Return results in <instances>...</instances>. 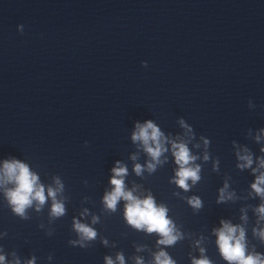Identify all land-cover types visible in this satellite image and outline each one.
<instances>
[{"label": "clouds", "instance_id": "1", "mask_svg": "<svg viewBox=\"0 0 264 264\" xmlns=\"http://www.w3.org/2000/svg\"><path fill=\"white\" fill-rule=\"evenodd\" d=\"M24 25H18V31L23 32ZM143 67H147V62H142ZM248 106L255 107L252 101L249 100ZM180 127L184 129L183 136L172 138L165 136L161 129L151 120L144 123L137 122L135 131L132 133V141L139 142L142 145L144 152L149 157L145 165L136 163L133 171L137 176H143L147 171L150 175L155 173L158 167H162L168 162L167 153H171L174 158V163L177 165L174 178L170 183H174L180 189L188 192L191 187L201 181V165L196 163L200 157L193 154L189 144L196 139V133L193 127L186 123L184 119L178 121ZM264 136V129H261L259 134L255 136V140L260 142ZM200 139L204 143L205 152L203 155L204 161L211 159V154L207 151L210 146V141L204 136ZM87 143V142H86ZM170 145V147H169ZM194 148H200L199 143L193 144ZM264 153V147L260 149ZM239 163L237 167L241 170L251 169L255 175V180L251 184L252 191L264 200V156L256 158V167H253V154L247 147L238 148L236 152ZM133 160L137 157L132 156ZM213 170L219 171V158L213 163ZM112 178L110 184L112 190L105 193L103 196V205L106 210L116 212L118 204L124 201V219L127 224L136 230L144 231L148 234L156 233L160 237L157 240L158 245L174 246L178 241L184 239L183 233L177 228L176 223L169 217V208L163 204H158L155 197L149 192L141 198L135 193L139 191V185H133L128 189L125 184V177L128 175V169L120 161L116 162V166L112 169ZM191 182V184L189 183ZM7 184H12L13 187L5 188L4 195L11 207L12 212L21 217L28 219L27 209L31 208L35 202L36 210H42L43 206L50 199L51 209L50 216L52 218H60L66 215V207L64 198H58V195L64 191V184L59 177L54 178L53 186H46L40 182V177L30 170L29 166L17 159L5 160L2 169H0V187ZM176 195H179L176 193ZM251 195V194H250ZM238 199L234 191H229V184L225 181L224 186L219 189L218 204ZM187 203L194 209L200 210L203 207L202 200L198 196H192L187 199ZM258 216V222L264 220V202L254 209ZM241 220L247 222V215L244 209ZM88 210L85 209L82 215H87ZM99 222V217L93 216L92 224ZM221 227L213 229L217 237L216 244L218 245L219 253L228 264H264V256L256 252L253 247L252 251L248 250L246 241V230L240 224H232L230 221L221 220ZM73 228L78 234L79 239L70 240L72 246L79 245L81 248L87 247L86 242L96 239L97 231L88 224L81 223L80 220L73 218ZM51 235V233H49ZM253 235L258 237L264 243V228L253 229ZM107 244V241H103ZM199 245L200 241H196ZM142 249L138 248L137 251ZM201 258L192 259V264H213V262L205 255V249H200ZM11 264H20L19 258H15ZM49 260L52 256L49 255ZM136 264H144L141 257H136ZM116 260L119 264H124V256L117 254ZM0 264H5V256L0 255ZM27 264H35V257L28 260ZM105 264H114L111 257H105ZM154 264H176L170 255L163 249H160L154 254Z\"/></svg>", "mask_w": 264, "mask_h": 264}]
</instances>
